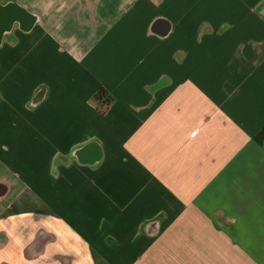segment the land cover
<instances>
[{"label": "crops", "instance_id": "obj_1", "mask_svg": "<svg viewBox=\"0 0 264 264\" xmlns=\"http://www.w3.org/2000/svg\"><path fill=\"white\" fill-rule=\"evenodd\" d=\"M0 9V264H264V0Z\"/></svg>", "mask_w": 264, "mask_h": 264}, {"label": "trees", "instance_id": "obj_2", "mask_svg": "<svg viewBox=\"0 0 264 264\" xmlns=\"http://www.w3.org/2000/svg\"><path fill=\"white\" fill-rule=\"evenodd\" d=\"M92 99L99 105V109L102 110L103 107L108 106L111 96L106 88L101 86L94 92Z\"/></svg>", "mask_w": 264, "mask_h": 264}, {"label": "water", "instance_id": "obj_3", "mask_svg": "<svg viewBox=\"0 0 264 264\" xmlns=\"http://www.w3.org/2000/svg\"><path fill=\"white\" fill-rule=\"evenodd\" d=\"M12 14H17V11L15 10L13 12L11 11V9H0V22L6 23L12 16Z\"/></svg>", "mask_w": 264, "mask_h": 264}]
</instances>
